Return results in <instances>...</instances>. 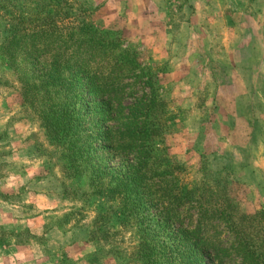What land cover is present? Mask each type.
<instances>
[{
	"label": "rangeland",
	"instance_id": "rangeland-1",
	"mask_svg": "<svg viewBox=\"0 0 264 264\" xmlns=\"http://www.w3.org/2000/svg\"><path fill=\"white\" fill-rule=\"evenodd\" d=\"M68 1L138 66L124 74L110 51L80 53L69 69L44 52L27 57L23 45L7 51L20 11L0 0V264H199L188 262L195 251L205 264H244L232 254L209 261L211 243L230 253L228 225L207 215L199 223L195 201L174 199L195 187L238 214L264 209V0ZM107 82L121 97L96 96ZM151 90L164 104L155 138L165 175L132 212L107 170L128 160L95 125H106L104 109L117 125ZM74 98L83 119H71L58 142L48 114ZM198 228L208 237L195 247Z\"/></svg>",
	"mask_w": 264,
	"mask_h": 264
},
{
	"label": "trees",
	"instance_id": "trees-1",
	"mask_svg": "<svg viewBox=\"0 0 264 264\" xmlns=\"http://www.w3.org/2000/svg\"><path fill=\"white\" fill-rule=\"evenodd\" d=\"M4 1L7 7L12 5L19 8L20 11L19 16L10 19L15 24L11 25V36L7 38L5 50L8 51L11 47L17 48L23 45L27 50V57H38L40 53L44 52L48 59L51 58V65L55 66L60 63L63 64V68L67 66L68 69L73 63V59H75L74 63L77 62L76 59L80 53L95 55L99 52L105 54L110 51L109 53L113 54V67L116 66L118 70L122 69L124 74L137 69L138 62L135 55L130 50L120 48L113 38L108 37L106 30L92 28L87 23L88 21L80 18L79 14L82 8H76L74 13L68 0ZM70 18L71 21L65 25V21ZM35 39L42 40L38 44H34ZM47 47H49L48 50H46ZM106 47L107 50H105ZM109 73L111 76H107V80L110 77L115 80V76L119 75L118 71ZM72 75V73H68V76L63 74L60 79L62 84H67ZM105 79L102 78L103 82ZM148 84L152 85L151 80ZM85 85V88H91L90 84L86 83ZM117 87L118 83L110 82L108 84L107 82V88L103 90L104 93L98 91L96 87H93L92 90L95 89V94L98 97L116 99L121 97L120 89L118 90ZM77 93L80 94L79 88ZM150 96L135 99L128 106L127 114L123 117L120 116L121 122L117 125L113 126L108 123L109 121L116 123V117L113 118L105 109L103 117L106 125L103 126L99 123L95 125L97 134H100L101 141L107 144V148L111 151H119V155L128 160V164L123 170L110 168L107 170L115 181L113 189L124 196L122 200L128 204V207L130 206L129 209L132 212L136 211V206L139 205V200L144 197V193L149 192L153 178L165 175V172L158 168L161 162L164 164L166 161L165 156L159 152L164 150L159 146L162 140L160 137L155 138L158 130L156 124L164 104L162 101L160 103V100L155 101L152 90ZM75 97L78 98V96ZM77 101L78 99L75 98L70 102L61 101L58 108L48 114L47 127L58 142H62V138H65L63 132H71L69 126L73 119H83L82 114L78 112L81 109L80 106L76 107ZM118 102L120 101L118 100ZM58 111L61 115L57 113ZM114 143H116L115 147ZM104 147H101L102 150H105ZM81 157L80 151H76L74 158L81 159ZM75 159L70 158L71 162H75ZM197 189L195 187L185 189L183 196H175V203L180 204L186 200L195 201L196 207L199 208L198 222L200 223L201 217L204 215H207V218L216 217L226 222L232 239V246L229 247L230 253L221 244L211 243L206 246L210 257L209 261L215 262L218 257L232 254L240 257L244 264H264V209L249 216L243 212L238 214L236 207L233 208L232 204L221 206L216 199L209 201V198H205L207 195H196ZM137 222L138 225L143 223L142 220ZM199 228L195 232L193 242L195 247L208 237L207 234L200 232ZM194 260H197L199 264H205L203 254L199 251H195V256L191 260L188 258L189 263Z\"/></svg>",
	"mask_w": 264,
	"mask_h": 264
}]
</instances>
